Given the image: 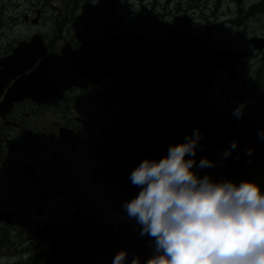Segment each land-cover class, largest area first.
Instances as JSON below:
<instances>
[{
    "label": "water",
    "instance_id": "1",
    "mask_svg": "<svg viewBox=\"0 0 264 264\" xmlns=\"http://www.w3.org/2000/svg\"><path fill=\"white\" fill-rule=\"evenodd\" d=\"M253 42L256 47H264V41ZM103 49L104 55L99 57L101 66L94 71H99L100 77L112 76L128 70L138 62H144L143 67L129 71V74L155 81L167 74L168 87L164 92L169 103L168 110L171 107L185 108L184 118H170L167 127L172 137L168 141L137 143L127 151L104 144L107 154L101 156L100 166L92 176L95 180L116 188L117 192L110 201H117L120 196L128 198L137 195L139 189L133 187L129 180L131 171L145 158H162L167 154L169 145L183 142L196 128L204 134V139L198 145V149L202 150L197 152V162L204 157L220 161L232 141H239L222 165L198 170L201 176L210 174L213 180L231 179L237 183L254 180L244 174V171L249 170L255 159L264 155V141L258 138L264 125L260 128L252 127L243 116L239 119L228 116L211 117L206 109L186 110L194 96L208 92L212 73L221 67V62L225 61L224 69L232 73L244 57L243 54L230 55L212 50L198 37L169 41L160 48H152L146 39H130L125 44L105 43ZM134 127L137 128V124ZM114 135L110 134L107 139L111 140ZM248 149L254 151L248 154ZM76 219L78 225L73 234L70 230L64 233L55 231L51 236L54 239L51 244L53 254L47 259V264H63L89 258H114L117 253L125 250L128 253L127 260H138L139 264H146L155 254L154 241L148 236L113 225L105 226L90 215L78 214Z\"/></svg>",
    "mask_w": 264,
    "mask_h": 264
},
{
    "label": "clouds",
    "instance_id": "2",
    "mask_svg": "<svg viewBox=\"0 0 264 264\" xmlns=\"http://www.w3.org/2000/svg\"><path fill=\"white\" fill-rule=\"evenodd\" d=\"M245 107L246 102L239 104L232 115L241 118ZM258 138L264 141V129ZM203 139L196 128L183 142L169 145L165 156L145 158L130 173L139 192L122 207L139 235L154 241L155 254L146 264H264V186L201 176L198 170L222 165L239 143L232 141L220 161L197 162ZM127 255L117 253L112 264H126Z\"/></svg>",
    "mask_w": 264,
    "mask_h": 264
},
{
    "label": "flooded vegetation",
    "instance_id": "3",
    "mask_svg": "<svg viewBox=\"0 0 264 264\" xmlns=\"http://www.w3.org/2000/svg\"><path fill=\"white\" fill-rule=\"evenodd\" d=\"M24 40L23 36L14 37L13 43L3 39L0 58L12 56L15 46ZM56 43L48 45L49 53L61 54L62 49H67L80 66L93 65L95 56H87L91 44L82 40ZM39 65L40 61L32 63L30 70L21 75L1 70V82L7 83L0 91V208H72V193L83 195L87 177V173L80 171L81 165L76 168L72 162H78L79 156L85 157L84 147L91 151L92 158L104 128L120 125L128 113L120 112L116 118L114 111H108L109 101L105 97L117 87L118 78L100 84L92 79L82 80L78 82L80 87L68 91L63 100L45 103L44 95L38 102L24 100L9 107L14 85ZM96 105L106 108V117H102V111H94L92 107ZM85 107L93 110L85 112ZM155 136L166 137L162 130ZM95 163L93 160L91 165ZM22 198L28 203L24 205Z\"/></svg>",
    "mask_w": 264,
    "mask_h": 264
},
{
    "label": "rangeland",
    "instance_id": "4",
    "mask_svg": "<svg viewBox=\"0 0 264 264\" xmlns=\"http://www.w3.org/2000/svg\"><path fill=\"white\" fill-rule=\"evenodd\" d=\"M24 3V0H22ZM48 0H39V3L34 7L42 9L46 13L41 21L40 31L49 35V42L54 41L60 36L61 33L58 29L53 28L51 18L59 17L57 10L61 12H71L76 8L79 12V16L82 17L83 27H80V31H75L78 26L76 22L71 24L73 36H70V40H81L76 36L85 34L84 38L89 42V39L101 38L105 34H108L113 29L123 27V29H130V26L139 27L135 22L139 19L133 13H158L163 15L157 23L161 26L173 22L176 14L182 13L188 15V19L182 20V28L191 18L195 25L192 26L194 32L200 35L206 34L208 30V21L213 24L222 23L223 29L216 31L211 35L207 42L214 48L221 50H237L242 49L250 53L246 63L244 64L246 69L242 71V83L238 85H230L225 87L229 83L225 74L218 72L217 83L213 88V97L216 100L217 108H223L218 105L217 98L220 90H225L227 96L236 98L244 93V87L248 84V88H256V75L257 71L261 72L264 77V50L254 51L250 40L254 37L264 38V15L259 17H253L248 19L247 22L237 27L230 22H235L241 18L239 15V4H243L245 8H251L253 5L260 4L264 0H59L55 3L56 9H52L46 4ZM241 1V2H240ZM170 2H172L170 4ZM30 7V3H24L21 7V11L26 12ZM68 7V9L66 8ZM17 10V11H20ZM10 11V8H6V12ZM0 7V28L1 32L0 41L5 37L7 39H13L26 37L31 31H35V25L22 23L21 21H14L11 14L6 13ZM133 14L128 15V14ZM22 19V18H21ZM23 21V20H22ZM154 22L148 25L150 36L163 35L162 28H153ZM106 31V32H104ZM178 31V30H177ZM52 32L55 35H52ZM67 33H69L67 31ZM162 40L163 38H156ZM3 41V40H2ZM76 42V41H75ZM13 43V42H11ZM2 48H0L1 50ZM227 79V80H226ZM219 82V83H218ZM117 87L108 92L105 100L109 101L108 106L114 107V115L117 118L121 109L122 111L129 108L130 104L133 106L143 105L146 98L145 92L149 89L148 86H135L133 81H129L126 78L120 79L119 83H116ZM259 84H263L259 82ZM256 93L264 94V90L256 91ZM141 98L142 101L140 100ZM246 111L252 115L256 120H261V116L264 113V103L256 104L250 100V97H246ZM241 104V103H238ZM238 105L226 106V110H233ZM87 134V133H86ZM89 144V143H87ZM254 172L260 176L264 181V162L254 168ZM18 214L20 212V219L17 220V224L11 228H6V225H0V264H16L24 262L22 264H40L39 257L45 259L49 254V249L46 245H43L37 239V226L42 224L37 220L36 223L31 225L30 221L24 220L27 217L25 208H14ZM105 213L111 211L117 214L110 215L108 221H112L120 226L129 227L130 229L140 231L139 226L135 220L127 218L123 211V208H103ZM113 218V219H111ZM34 221V220H33ZM10 242V246L1 247L2 245ZM9 255V258H2L1 255ZM17 254H21L18 258H11ZM39 256V257H38ZM33 257V258H32ZM32 258V259H31ZM31 259L30 261H28Z\"/></svg>",
    "mask_w": 264,
    "mask_h": 264
},
{
    "label": "trees",
    "instance_id": "5",
    "mask_svg": "<svg viewBox=\"0 0 264 264\" xmlns=\"http://www.w3.org/2000/svg\"><path fill=\"white\" fill-rule=\"evenodd\" d=\"M261 4L263 5V8H264V1L263 2H261ZM261 4L259 5V6H254V7H252V9H255V8H258V7H260L261 6ZM262 7V6H261ZM36 261H39L40 262V264H44V261L43 260H41V259H39V260H36ZM97 263V262H96ZM85 264V263H84ZM88 264H94V263H88Z\"/></svg>",
    "mask_w": 264,
    "mask_h": 264
},
{
    "label": "bare ground",
    "instance_id": "6",
    "mask_svg": "<svg viewBox=\"0 0 264 264\" xmlns=\"http://www.w3.org/2000/svg\"><path fill=\"white\" fill-rule=\"evenodd\" d=\"M261 4V3H260ZM260 4H256V5H253L252 7H254V6H259ZM252 7L250 8V9H252ZM35 263V259H33V263L32 264H34ZM43 264V263H42Z\"/></svg>",
    "mask_w": 264,
    "mask_h": 264
}]
</instances>
